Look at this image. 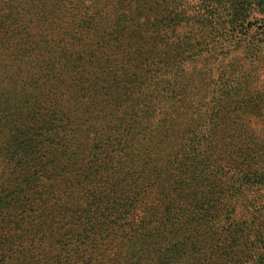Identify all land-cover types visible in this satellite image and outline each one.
Returning a JSON list of instances; mask_svg holds the SVG:
<instances>
[{
  "label": "rangeland",
  "instance_id": "rangeland-1",
  "mask_svg": "<svg viewBox=\"0 0 264 264\" xmlns=\"http://www.w3.org/2000/svg\"><path fill=\"white\" fill-rule=\"evenodd\" d=\"M114 1L109 35L79 39L90 0H0V264H264V0ZM42 40H105L121 93L157 76L166 41L216 52L128 117L109 115L108 76L56 80L86 48Z\"/></svg>",
  "mask_w": 264,
  "mask_h": 264
},
{
  "label": "trees",
  "instance_id": "trees-1",
  "mask_svg": "<svg viewBox=\"0 0 264 264\" xmlns=\"http://www.w3.org/2000/svg\"><path fill=\"white\" fill-rule=\"evenodd\" d=\"M87 1V0H84ZM92 3L91 12H86L84 17L86 19L80 20L82 24L79 26L78 33L76 34L77 38H85V36H97V35H109L108 32L109 26L107 24V19L105 20V12L108 5L114 3V0H90ZM148 1V0H144ZM154 1V0H153ZM204 1V0H201ZM150 5V2H148ZM167 4V3H166ZM222 5V2H219ZM229 6L236 5V3L229 2ZM177 4H174V6ZM260 5V4H258ZM209 7V6H208ZM16 8L13 9L12 13H16ZM22 11V9H20ZM112 18L116 19V14L112 13L110 15ZM105 20V23H104ZM129 19L123 18L121 20L122 26L117 24V28L124 29L126 32H131V29L128 27ZM179 21V20H178ZM180 22V21H179ZM116 23V22H115ZM231 23L235 24V27L242 28L244 24L247 23V20L236 18V14L231 18ZM84 24V25H83ZM116 28V29H117ZM56 27L53 28V34H59ZM105 32H103V31ZM22 40H20L21 42ZM43 45L47 47L53 46L57 50L59 48L62 50H69L70 45H77L79 43L80 48H86L85 51L79 50L77 51V57L74 54L65 55L58 62H61L62 69L54 73L56 80L58 82H62L68 78L69 72L75 73L76 77L78 76V72H81V77L84 80H90L86 85V88L89 89L96 83H99L103 86L102 82L97 79L99 74H104L107 77L103 82L106 83V86L114 83L113 89L114 91H108L105 93V87L101 89L104 90V96L111 99L114 102L115 110H111L109 115L117 114L122 112L124 115L128 117H138V116H147L152 112L163 111L162 101L164 98L163 90L166 86H171L172 92L175 95L180 96L184 90L182 86V80L184 79V66L190 65L193 62H197L201 64L200 67H209L207 62L209 61V57H202V54L206 51L216 52L214 49L213 40H202L199 44V48L197 44H195L194 40L192 43H188L185 41L175 40V43H179V46H173V40L166 41L164 43L165 46H161L162 50L173 48L171 52H175V57L172 58L171 52L167 56V60H153L154 70L157 72V76H153L150 80L146 77H141L140 80H136L138 83L132 85L134 87L135 92H132L127 88L124 92H118L115 86V79L109 77V69L106 66L110 62L108 56L99 53V50L102 48H106L104 45L105 40H42ZM122 43L118 42L120 46ZM94 45V46H93ZM123 45V44H122ZM92 46L87 51V48ZM219 48L222 49L221 46ZM79 49V48H77ZM56 50H51L50 55H56ZM169 52V51H167ZM143 53V52H142ZM84 56V57H83ZM125 60H130V58H126ZM198 70V73L205 78L206 70ZM169 76L170 78H167ZM183 87V88H182ZM94 94H97V91H94ZM120 94L118 97L117 95ZM171 97H176V96ZM125 103V104H123ZM132 120V119H130ZM136 120L133 119V122Z\"/></svg>",
  "mask_w": 264,
  "mask_h": 264
}]
</instances>
